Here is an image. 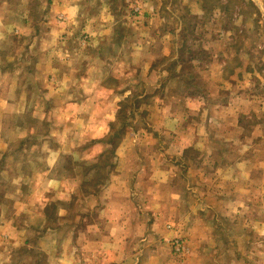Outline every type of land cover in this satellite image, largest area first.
I'll use <instances>...</instances> for the list:
<instances>
[{
	"label": "rangeland",
	"instance_id": "rangeland-1",
	"mask_svg": "<svg viewBox=\"0 0 264 264\" xmlns=\"http://www.w3.org/2000/svg\"><path fill=\"white\" fill-rule=\"evenodd\" d=\"M67 1L0 0V264H64L119 208L99 264H264V0Z\"/></svg>",
	"mask_w": 264,
	"mask_h": 264
},
{
	"label": "crops",
	"instance_id": "crops-1",
	"mask_svg": "<svg viewBox=\"0 0 264 264\" xmlns=\"http://www.w3.org/2000/svg\"><path fill=\"white\" fill-rule=\"evenodd\" d=\"M53 2H55L54 4H56L57 6H64L66 7V5L68 4L67 0H53ZM70 2V1H69ZM69 5V4H68ZM67 5V6H68ZM163 41V40H162ZM146 53V58H152L151 60H153L154 58H160V57H166L168 55H170V51H150L149 53H147V51H144ZM141 53V51H139V54ZM99 62L97 63L98 65H100V67L98 66H90L86 69L85 73L83 76H81V78L79 80H76V83H80L82 86L84 84H87L86 86L93 88L94 87H99L102 83V80H97V76H98V70L101 69V71H107V67H105V62H103V60H98ZM146 66H150L146 65ZM100 71V72H101ZM66 82H70L72 80H70V78L66 79ZM70 84V83H69ZM71 85H75V81H72ZM119 181V177L116 178V182ZM123 186L125 185L124 181H123ZM114 182H112L109 186V190H112L114 187ZM156 187L157 185H154V189L151 191V196L156 199L157 198V192H156ZM44 192V191H43ZM42 192L41 195H39L40 198V202L39 204V208L36 210V212H41L42 216L40 217V224H41V230L42 231H46L43 235V241L42 242H38L37 245H39V247L42 248V250H44L47 254H48V249L50 247V240L47 239V236L50 235L51 232L55 233L56 229H51V227H49L48 224V219L49 217L47 216V214H45L44 211H48V205L49 204L47 202V198H45V196H47L46 194H44ZM161 205H159V207L154 206L150 208V210H152L151 215L152 217H157V215H159L160 210H162L160 208ZM125 210L122 209H118L117 211H115L116 216L120 215V218L117 222H113L106 224L104 227H100L97 228L96 225H90L89 227H87V232H89L90 235H87L86 233H84V236L82 235L81 237L77 238L73 243L72 246L74 248V251L72 253V257H66V259H64V264H99L102 261L103 258V254L99 252V248H110V247H127L128 245V240L126 239H118L119 236H128V226L126 224V222H124V216H125ZM109 212V210L107 211ZM39 214V213H38ZM112 215L114 216V211H112ZM3 215H0V228L3 226L6 227H11L14 228V221H7V220H3ZM13 223V224H12ZM30 224H33V222L31 221ZM100 230H103L100 231ZM116 233V235H115ZM98 236H101L100 238H97ZM9 238V237H8ZM22 238L21 235H17L16 237H12V239L9 238V240L11 241V244L14 245H25V242L20 243L19 239ZM54 244V247H57L58 245H62L61 241H52ZM68 243H65V245ZM27 247H29V245L27 244ZM207 247V245H206ZM106 256L113 257L114 253L112 252H106L105 254ZM154 255V254H153ZM150 255L153 258H156L155 256ZM18 258H23V256L18 257ZM150 258V257H149ZM160 259V258H159ZM165 259V258H163ZM118 260V259H117ZM161 261V259H160ZM26 261L24 259H22V261H18L17 264H29V263H25Z\"/></svg>",
	"mask_w": 264,
	"mask_h": 264
}]
</instances>
